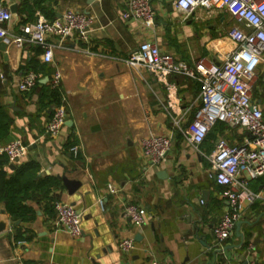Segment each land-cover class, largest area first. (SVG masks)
Instances as JSON below:
<instances>
[{"label": "crops", "instance_id": "1", "mask_svg": "<svg viewBox=\"0 0 264 264\" xmlns=\"http://www.w3.org/2000/svg\"><path fill=\"white\" fill-rule=\"evenodd\" d=\"M32 1L40 2L34 21L39 15L52 20L66 10H79L92 16L93 23L87 42L74 36L60 43L52 40L50 63H43L40 48L25 40L23 28L33 20L24 22L18 5L12 20L2 25L8 38L6 50L0 51V107L11 125L0 147L15 139L26 147L21 161H8L6 176L31 160L39 165V177L55 178L59 186L51 190V202L37 194L29 196L25 205L33 218L28 221L12 218L0 203L8 222L0 234L1 264H264V176L249 181V190L258 197L245 207L231 236L221 244L214 239L228 202L224 188L215 183L207 156L218 138L240 145L250 135L224 124L212 128L214 138L207 135L194 148L185 131L191 128L199 104L197 81L185 75L169 77L178 106L171 110L166 87L147 71L126 63L143 41L155 43L189 66L197 61L219 63V53L231 50L233 44L214 45L213 39L240 25L224 12L212 18L198 12L184 19L173 5L175 0H152L155 17L148 28L122 19L124 0ZM17 38L23 39L21 46ZM27 72L36 74V85L19 92L20 77ZM55 72L57 105L44 98ZM252 98L264 114V56ZM59 105L67 118L52 138L45 125ZM150 135L170 136L173 145L159 166L142 171L139 144ZM74 147L76 157L71 153ZM62 176L79 183L73 193L63 186ZM108 187L115 194L107 193ZM55 202L83 214L81 236L70 237L60 228ZM129 204L146 209L150 216L146 224L138 227L124 217L123 207ZM127 239L133 248L122 252L118 244Z\"/></svg>", "mask_w": 264, "mask_h": 264}, {"label": "built area", "instance_id": "2", "mask_svg": "<svg viewBox=\"0 0 264 264\" xmlns=\"http://www.w3.org/2000/svg\"><path fill=\"white\" fill-rule=\"evenodd\" d=\"M0 0V39L8 38L3 24L9 23L13 14L10 5H18L22 0H6L7 6ZM126 10L121 14L124 20H136L145 27H151L155 12L152 0H124ZM174 7L182 13L184 19L201 12L204 18H212L221 12L228 14L240 26L224 31L213 39L214 45L225 42L233 44L231 50L219 53V63L195 62L192 66L174 60L173 56L164 53L153 42L143 41L130 53L126 63L133 69L147 71L167 90L168 104L171 110H178L174 99L175 85L168 81L173 75H185L197 81L199 92L198 107L194 113L192 126L185 131L186 140L197 148L217 123H224L229 128H240L250 135L240 145H229L225 139L214 142L211 153L207 156L215 183L224 188L227 199V211L214 228L216 244L227 240L233 231L246 206L258 197L248 188L250 180L264 176V114L253 101L252 91L257 80V67L264 56V0H175ZM93 17L79 10H66L59 17L49 20L39 15L35 21L28 23L23 31L25 40L41 50L43 63L53 59L52 40L60 43L74 36L76 40L87 42L91 32ZM21 46L23 39H15ZM218 43V44H217ZM223 50V49H222ZM37 82L33 72L20 77L17 85L19 92L30 91ZM59 74L55 72L50 79V87H58ZM178 113V112H177ZM67 113L62 105L57 106L45 125L49 137H56L64 125ZM173 145L167 135H150L140 141V152L143 159L142 171L159 166ZM9 163L16 164L26 154V147L15 139L0 147ZM78 150L71 149L73 157ZM107 193L115 194L112 187ZM203 203V201H201ZM102 206V201L99 200ZM57 223L70 237L82 235L83 214L72 206L55 202ZM123 215L135 226H142L149 220L146 209L139 205L129 204L123 207ZM122 252L133 248L132 240H123L118 244ZM1 264V260H0ZM151 264H158L153 262ZM245 264H255L247 261Z\"/></svg>", "mask_w": 264, "mask_h": 264}, {"label": "trees", "instance_id": "3", "mask_svg": "<svg viewBox=\"0 0 264 264\" xmlns=\"http://www.w3.org/2000/svg\"><path fill=\"white\" fill-rule=\"evenodd\" d=\"M40 2L32 0H22L18 6L17 11L19 17L26 16L24 22L34 21V15ZM43 12L42 9H39ZM47 15V14H46ZM45 18L51 20L50 17ZM32 21V22H33ZM44 98H47L49 103L56 104L59 102V95L56 90L51 87L46 91ZM50 99V100H49ZM11 125L10 118L6 115L2 107H0V142L8 136L9 127ZM224 123H217L216 126L221 127ZM208 133L212 137V131ZM214 138V137H212ZM67 144L66 146H69ZM8 164V158L0 155V203L4 204L5 211L12 218H18L22 221H28L33 218V211L30 207L25 205L26 200L31 194H37L41 199H47L51 202L49 197L51 190L59 186L55 178L38 176L39 165L35 161H26L16 166L11 176H6L5 168ZM262 177L256 178L261 179ZM49 205V210H51Z\"/></svg>", "mask_w": 264, "mask_h": 264}, {"label": "water", "instance_id": "4", "mask_svg": "<svg viewBox=\"0 0 264 264\" xmlns=\"http://www.w3.org/2000/svg\"><path fill=\"white\" fill-rule=\"evenodd\" d=\"M10 12L12 14L16 13V5L10 7ZM7 44L4 42V40L0 39V51L4 52L6 50ZM12 169L14 168L13 165L10 166ZM62 181L63 186L67 189L69 193H73L79 183L77 181L68 180L65 176L59 177ZM7 219L5 217V211L0 210V234L4 233L7 229ZM237 226H239V223H237ZM227 249V247H226ZM225 249V250H226ZM245 264V263H244Z\"/></svg>", "mask_w": 264, "mask_h": 264}, {"label": "rangeland", "instance_id": "5", "mask_svg": "<svg viewBox=\"0 0 264 264\" xmlns=\"http://www.w3.org/2000/svg\"><path fill=\"white\" fill-rule=\"evenodd\" d=\"M230 28H232V27H230ZM230 28H228V29H225V31L229 30ZM216 38H218V36H217Z\"/></svg>", "mask_w": 264, "mask_h": 264}]
</instances>
